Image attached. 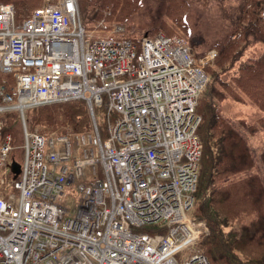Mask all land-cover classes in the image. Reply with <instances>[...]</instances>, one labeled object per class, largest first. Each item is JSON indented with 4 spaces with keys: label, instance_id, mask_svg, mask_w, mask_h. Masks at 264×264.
<instances>
[{
    "label": "built area",
    "instance_id": "obj_1",
    "mask_svg": "<svg viewBox=\"0 0 264 264\" xmlns=\"http://www.w3.org/2000/svg\"><path fill=\"white\" fill-rule=\"evenodd\" d=\"M64 51L70 53L66 60L61 59ZM0 73L15 79L13 87L0 82V231L6 237L0 264L17 252L23 254L18 264H99L95 253L118 244L124 213L129 215L120 227L126 233V222L136 230L149 223L161 228L153 235L135 230L129 233L134 241L175 244V253L183 251L175 255L179 264H211L196 249L207 234L206 224L191 214L202 155L196 106L207 76L184 40L132 38L120 26L93 36L80 21L77 0L46 4L19 24L14 8L0 5ZM120 90L126 105L118 99ZM75 99L89 103L95 135L28 130L27 110ZM170 101L179 105L171 107ZM93 103L119 118L98 145L105 151L97 161L100 189L79 209L74 197L82 168L76 160L88 155L100 134ZM9 111L20 113L24 130L25 156L17 178L11 171L14 137L3 133L1 117ZM165 152L189 160L176 165L177 158L169 160ZM103 167L113 169L119 181ZM98 193L102 198L96 203ZM115 197L126 200V208L113 211ZM32 231L33 251L14 248L16 236Z\"/></svg>",
    "mask_w": 264,
    "mask_h": 264
},
{
    "label": "trees",
    "instance_id": "obj_2",
    "mask_svg": "<svg viewBox=\"0 0 264 264\" xmlns=\"http://www.w3.org/2000/svg\"><path fill=\"white\" fill-rule=\"evenodd\" d=\"M44 1L0 0V4H12L17 19L22 20ZM212 1L217 12L214 20L224 24L228 32L214 44L218 54L207 70L213 80L197 106L203 152L195 194L199 201L192 215L209 229L199 248L211 264H264V181L258 173H251L259 164L264 169V140L259 137L264 134L259 132L264 122L239 118L237 125L220 108L229 98L239 103L248 101L264 114V0ZM77 3L85 27L113 17L117 22H130L144 6L143 0ZM197 3L198 0H167L166 19L159 23L162 28L154 29H163V22L169 19L192 37L189 20ZM3 78L14 81L12 74H0V80ZM95 115L100 120L99 132L106 138L105 107H95ZM2 118L4 134L13 133L14 126L21 123L18 111L6 112ZM26 118L30 125L42 126L44 135L50 134L49 129L63 126L78 133H91L94 128L84 99L31 108ZM258 120H264V116ZM240 125L247 134L241 132Z\"/></svg>",
    "mask_w": 264,
    "mask_h": 264
},
{
    "label": "rangeland",
    "instance_id": "obj_3",
    "mask_svg": "<svg viewBox=\"0 0 264 264\" xmlns=\"http://www.w3.org/2000/svg\"><path fill=\"white\" fill-rule=\"evenodd\" d=\"M52 1L58 2V0H45L44 3H42L39 7H41L42 5H45L46 3L51 4ZM143 1H144V6H140V9L138 10L137 15L134 16L133 18H130L131 19L130 22H123V25H125L123 26L125 28L124 32L126 31L127 34H130L136 37H142L145 34L156 35L158 33H164L168 36L178 35L182 37V40L186 42V45L188 46L189 51L192 53V56L195 62L197 63V65H199L203 69L206 76L208 77V83L205 86V89L203 90L201 94L203 95L213 80L207 70H208V66H210L214 62L212 61L214 58L213 52L218 53V50L214 46V44L219 42V40H222L223 38H225L226 37L225 33L228 32L226 31L224 24H221L219 20H214V15L217 12L214 8L213 1L212 0H202L201 2V0H198V3L193 6V9H192L193 11L191 12L190 20H189L190 26L188 27L189 30L193 32L192 37H189L179 26L172 23L169 19L163 22L164 25H166V27H164L163 29L155 30L154 28H157V27L162 28V25L159 23L162 20V18L163 20L166 19L164 15H165V8L167 5V0H143ZM35 9H33L31 13ZM172 12L176 13L175 9L172 10ZM79 17H80V20L82 21L80 14H79ZM108 20H110L108 21L110 24H114L115 22H117V20L114 17ZM102 21H105V20H102ZM109 23L104 24L100 27H99V23H93V24L86 25V27L89 29V31L91 30L90 33L93 35H97L98 33L108 35L109 33L113 32V27L109 25ZM116 29L117 27L114 28V31H116ZM222 104L223 105H221L220 108L226 116H232L234 114L235 116L236 115L242 116L246 114L249 117L248 121L251 120L253 122L255 121L264 122V120H258L259 118L264 116V114L259 113L258 110L252 107V105L248 101L239 103V102H236L228 98ZM97 118L99 120V117ZM102 118L104 119V117ZM107 118H108V111L106 110V119ZM231 122L238 124L234 119H231ZM30 124L31 123L28 121L27 125H28L29 130L31 131H39L41 133V131L43 130L42 126H37V125L34 126ZM260 124L263 125V127H259V132L264 131V124L262 123ZM240 129L242 133L247 134V131L242 126H240ZM23 132L24 130L22 126L19 123H17L14 126L13 133L12 132L7 133V134L13 135V137L15 138V142H14L15 149L13 151V155H17L20 161L22 160L24 156L23 150H25ZM49 132L50 134L52 133L60 134L62 132L63 134L73 135L75 137L77 135L88 133V132L78 133L69 126L52 128V129H49ZM259 137H261L264 140V134H259ZM254 155L256 156L255 152H254ZM261 167H262L261 164H259V166L253 169L251 173H258L261 176L262 180L264 181V171H263L264 169L262 170L263 167L262 168ZM14 178H17V177L14 175ZM198 201L199 200L196 198V206L198 205ZM206 228H207L206 232L209 233V229L207 226ZM158 229H161V228H159L157 224L149 223V224L141 225L140 228H138L136 231L142 234L153 235L157 232ZM165 233H167V230L165 231Z\"/></svg>",
    "mask_w": 264,
    "mask_h": 264
},
{
    "label": "bare ground",
    "instance_id": "obj_4",
    "mask_svg": "<svg viewBox=\"0 0 264 264\" xmlns=\"http://www.w3.org/2000/svg\"><path fill=\"white\" fill-rule=\"evenodd\" d=\"M15 22L17 24L21 23V20H18L16 17V12H15ZM157 35H164L166 37H169L168 35L164 33H158ZM69 54H70L69 51H64L63 55L61 56V59L66 60V57ZM207 83H208V77H207ZM204 89L205 87L203 88V90ZM202 92L199 95L197 106H198ZM118 99L123 103V105H126L125 104V100H126L125 94L122 90H120L118 93ZM1 102H2V98L0 97V103ZM58 103H61V102L49 103L45 105L58 104ZM169 104L171 105V107L179 105V103L176 101H170ZM88 106L90 108L89 103H88ZM96 106H97V103H93V107L95 108ZM197 106H196V113H197ZM197 116L200 118V122H201V116H199L198 113H197ZM237 116L239 115L235 116L234 114L232 116H227V118H229L230 121L231 119H234L237 123L239 122V118L247 119V120L249 119V117L246 114L242 115L244 117L242 116L237 117ZM118 118H119V114L117 112H111L110 120H108L109 122L107 121L106 123L107 129L111 124L116 123L118 121ZM200 122H199V125H200ZM176 124H178V120H176ZM199 125H198L197 132H196L198 137H199L198 135ZM237 125H239V123ZM91 134L95 135L96 132L92 131ZM102 138H103L102 135L98 133L95 139L88 146V152H89L88 155L82 158H78L76 160V162L82 168V171L77 176L76 185H77L78 191L74 197V200L79 209L85 207L90 196L97 193L100 189V185H99L100 168L97 165V161L103 154H105L104 149L98 147L99 142L102 141ZM199 140L201 142L202 152H203V144H202L200 137H199ZM165 155L168 157L169 160H174L175 158H177V161H175L176 165H179L189 160L188 158L182 155L176 154V153L165 152ZM200 161H201V158H200ZM200 161H199V164H200ZM197 169H198V174H199L200 168H197ZM103 173H106L109 177L114 178L117 181H119L113 169H105L103 167ZM5 189L9 190V187H5ZM7 193H10V192H7ZM195 194H194V198H195ZM5 195L2 198L3 200H5L6 198ZM101 198H102V195L100 193L96 194L95 202L98 203L101 200ZM126 205H127L126 200L120 199L118 197H115L113 199V211H117L121 207L126 208ZM93 206H94L93 204H90L87 207V209L91 210ZM86 212H88V210H86ZM128 215L129 214L124 213L122 215L124 219H122V222H119L118 224V230L120 231V233H122V236L120 237L118 244L116 246H107L103 250V252L101 250H98L99 252H96V253L92 252V253H95V255H97V260L99 264H179V263H176L175 255L182 256L183 251H178L175 253L176 248H177L175 244H163V243H155V242L145 243V242L134 241L132 237H129V233L130 235L135 234V230H136L135 225L132 222H126V225L124 227L128 229L129 233H126L120 227V225H123L125 223V220ZM52 219H59V217L55 216ZM130 220H132V218H130ZM56 221L60 222L59 220H56ZM135 222H138V221H135ZM108 231L109 229L107 227H105V232L104 230H102V232H104V235H106ZM33 237H34L33 231L26 235H23L20 238L16 236L18 240L15 241L17 245H15L14 248L20 246L21 251H24L25 253L29 251H33V249L29 245V242ZM147 237L150 239H153L149 236ZM3 242H6V237H5V234L2 231H0V247L2 246ZM22 256H23L22 252H17V253H14L12 257L5 258L3 262L5 264H10V263L18 264L21 261ZM194 264H201V263L194 262Z\"/></svg>",
    "mask_w": 264,
    "mask_h": 264
},
{
    "label": "water",
    "instance_id": "obj_5",
    "mask_svg": "<svg viewBox=\"0 0 264 264\" xmlns=\"http://www.w3.org/2000/svg\"><path fill=\"white\" fill-rule=\"evenodd\" d=\"M12 170L14 173L18 174L20 172V165L18 163H14L12 166Z\"/></svg>",
    "mask_w": 264,
    "mask_h": 264
}]
</instances>
